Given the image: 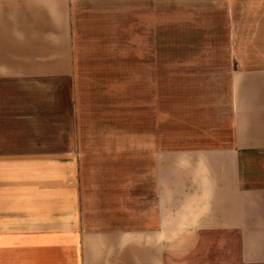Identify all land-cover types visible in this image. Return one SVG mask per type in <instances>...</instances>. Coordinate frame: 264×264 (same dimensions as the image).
<instances>
[{
  "label": "crops",
  "instance_id": "crops-1",
  "mask_svg": "<svg viewBox=\"0 0 264 264\" xmlns=\"http://www.w3.org/2000/svg\"><path fill=\"white\" fill-rule=\"evenodd\" d=\"M113 2L136 62L156 26L185 45L226 32V98L183 105L170 136L154 97L137 131L83 128L80 45ZM110 42L86 58L115 64ZM0 264H264V0H0Z\"/></svg>",
  "mask_w": 264,
  "mask_h": 264
},
{
  "label": "rangeland",
  "instance_id": "rangeland-1",
  "mask_svg": "<svg viewBox=\"0 0 264 264\" xmlns=\"http://www.w3.org/2000/svg\"><path fill=\"white\" fill-rule=\"evenodd\" d=\"M128 8L127 2H113L108 10L97 3L91 7L93 32L89 41L80 45L83 52L78 63L83 128L94 126L97 122L120 124L126 119L131 131H137L132 124L138 121L140 113L146 112V105L154 97V101H159L162 135L179 134L186 127L185 118L179 116L185 111L183 105H196L199 101L219 102L227 96L229 76L223 70L229 62L222 57L227 50V33L220 30L218 42L216 37L213 40L212 37L201 36L197 39L201 44L185 45L174 38L169 40L168 32L156 26L155 47L141 48V60L136 62ZM110 41H117L114 42L118 50L116 58H112V54L108 58L115 64L102 66L97 59L86 58L91 54L89 45L100 43L107 47L112 43ZM203 54H209L210 59L187 61L189 56ZM213 55H216L215 59L211 58ZM233 64L236 66L235 61ZM140 68H146L148 73L141 78L137 77ZM219 70L222 73L217 74ZM150 71L156 72L157 77L149 79ZM174 106L177 107L173 109Z\"/></svg>",
  "mask_w": 264,
  "mask_h": 264
}]
</instances>
